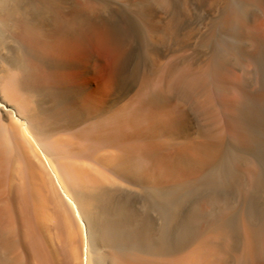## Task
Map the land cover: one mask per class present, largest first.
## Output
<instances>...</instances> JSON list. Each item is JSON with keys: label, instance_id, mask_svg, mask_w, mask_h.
Listing matches in <instances>:
<instances>
[{"label": "bare ground", "instance_id": "6f19581e", "mask_svg": "<svg viewBox=\"0 0 264 264\" xmlns=\"http://www.w3.org/2000/svg\"><path fill=\"white\" fill-rule=\"evenodd\" d=\"M0 264H264V0H0Z\"/></svg>", "mask_w": 264, "mask_h": 264}]
</instances>
